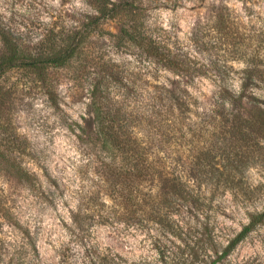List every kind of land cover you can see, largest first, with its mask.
<instances>
[{"label": "rangeland", "instance_id": "rangeland-1", "mask_svg": "<svg viewBox=\"0 0 264 264\" xmlns=\"http://www.w3.org/2000/svg\"><path fill=\"white\" fill-rule=\"evenodd\" d=\"M134 8L139 24L194 62L197 74L189 89L203 108L215 103L222 88L239 93L247 70L258 76L249 83L248 94L264 107V0H136ZM98 16L91 0H0V26L28 51H35L53 30L82 32L90 25L83 58L138 67L134 55L116 46L114 36L123 19L96 24ZM3 56L0 39V60ZM75 63L47 71L56 86V106L33 80L27 62L0 78V264H94L87 259L90 252L96 264H108L110 255L111 264H161L164 256L179 264L202 246L194 242L202 224H210L214 238L226 246L248 223V211L264 209V139L251 135L229 158L238 165L239 158L249 157L235 180L250 192L247 197L245 191L234 195L235 190L222 187L223 177L218 190L202 183V194L215 197L212 205L206 214L179 217L183 229L178 235L153 223L98 222L94 210L112 201L104 194L107 183L99 178L101 152L82 142L80 132L89 118L95 71L80 72L81 62ZM158 78L171 77L163 71ZM243 105L248 112L250 104ZM210 143L214 140L199 137L194 148ZM216 157L217 166L229 165L226 156ZM189 178L198 189V182ZM222 264H264V223Z\"/></svg>", "mask_w": 264, "mask_h": 264}, {"label": "trees", "instance_id": "trees-1", "mask_svg": "<svg viewBox=\"0 0 264 264\" xmlns=\"http://www.w3.org/2000/svg\"><path fill=\"white\" fill-rule=\"evenodd\" d=\"M91 1L99 14L95 17L96 24L103 19H123L119 34L114 36L116 46L134 55L138 67H125L114 60L96 62L89 55L83 58L88 51L90 25L83 33L53 30L37 44L35 51L24 49L22 43L0 26L4 46L0 78L7 69L27 62L33 70V80L56 106V86L47 76L49 69L69 68L78 61L80 72L86 73V68L95 71L87 105L89 118H84L87 125L80 127V132L85 137L82 142L93 144L101 152L103 167L99 178L107 183L104 194L112 201V205L102 202L103 210H94L98 222L153 223L178 235L183 229L179 217L206 214L212 205L215 197L202 194V183L212 184L218 190L224 178L222 187L235 190L234 195L245 191L247 197L250 192L235 180L237 172H241L240 166L249 163V157L239 158L238 165L229 158L235 149L243 147L240 142L249 143L251 135L264 139L263 102L248 94L249 83L258 76L247 70L239 93L222 88L215 103L203 108L189 89L197 74L194 62L172 44L148 32L144 23L139 24V14L134 8L136 0ZM89 71L87 78L92 76ZM163 71L171 78L158 80V74ZM151 77L157 84L151 82ZM245 102L251 106L248 112L243 107ZM206 136L214 143L195 149V141ZM218 155L226 156L229 165L217 166ZM22 175L30 177L27 172ZM189 177L198 182V189L190 184ZM247 216L248 223L226 246L214 238L210 224H202L203 232L194 239L195 244L202 246L194 248L191 258L179 264H222L264 223V209L248 211ZM109 257L107 263L111 264L114 258ZM96 258L92 252L87 254L91 263L96 264ZM169 259L162 257L161 264H171Z\"/></svg>", "mask_w": 264, "mask_h": 264}]
</instances>
